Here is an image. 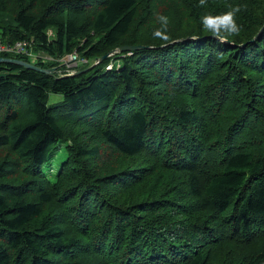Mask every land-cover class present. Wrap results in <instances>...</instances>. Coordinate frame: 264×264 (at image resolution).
I'll return each mask as SVG.
<instances>
[{
  "label": "trees",
  "instance_id": "16d2710c",
  "mask_svg": "<svg viewBox=\"0 0 264 264\" xmlns=\"http://www.w3.org/2000/svg\"><path fill=\"white\" fill-rule=\"evenodd\" d=\"M236 6L241 32L218 44L201 18ZM7 14L2 42L54 57L148 47L67 77L0 64V264H264V0H0ZM106 149L128 159L94 165Z\"/></svg>",
  "mask_w": 264,
  "mask_h": 264
},
{
  "label": "clouds",
  "instance_id": "9594fccd",
  "mask_svg": "<svg viewBox=\"0 0 264 264\" xmlns=\"http://www.w3.org/2000/svg\"><path fill=\"white\" fill-rule=\"evenodd\" d=\"M200 6H206L207 0H199ZM241 11V7L236 6L229 11L213 15L206 13L201 18V23L206 32H208L218 44L228 42L229 37L238 36L241 32V26L236 22V15ZM157 19L161 24L160 28L153 30V38L162 42H169L170 37L167 34L168 18L164 15L157 14ZM195 39V37H193Z\"/></svg>",
  "mask_w": 264,
  "mask_h": 264
},
{
  "label": "built area",
  "instance_id": "2783aa9c",
  "mask_svg": "<svg viewBox=\"0 0 264 264\" xmlns=\"http://www.w3.org/2000/svg\"><path fill=\"white\" fill-rule=\"evenodd\" d=\"M25 47H27V49ZM0 53L12 55L14 58H16L15 56H17V54L25 53L29 59L28 62L36 64V61L32 53V45L27 40H19L13 43L10 42L5 43L0 40ZM50 61L51 58L49 56L43 55L41 58V62H50ZM94 61L95 59L91 61L90 58L80 57L74 51L72 53L66 54L65 56H63V58L59 59L57 64L54 65L53 67L55 68L60 67L59 72L61 74L71 73L74 70H78L80 66ZM108 67H110V65H108Z\"/></svg>",
  "mask_w": 264,
  "mask_h": 264
},
{
  "label": "rangeland",
  "instance_id": "374dc122",
  "mask_svg": "<svg viewBox=\"0 0 264 264\" xmlns=\"http://www.w3.org/2000/svg\"><path fill=\"white\" fill-rule=\"evenodd\" d=\"M0 22H2L3 25L13 24L12 15H10V14L1 15ZM50 33H52V32H50ZM87 35L90 36V34H87ZM93 38H94V36H93ZM41 51L38 52V55L47 56V54H48L47 52H45L44 50H41ZM48 56L51 58L50 62H53L54 64H56L59 59L63 58V56H61V57H56V56L54 57L52 55H48ZM120 61H121V59L115 58L114 65L118 66L120 64ZM92 63H94V62H92ZM78 70H80V69H78ZM61 99H62L61 94L49 93L48 98H47V103L52 104V103H55ZM113 153H115L117 155V159H116V155ZM127 159L128 158L122 157V156L118 157V154L116 152H114L112 149H106V150H103L101 156L97 160H93L92 163L94 165H102L103 168L110 170V169L118 166L119 164L125 162ZM50 163L51 164L49 166L45 164L43 168H44L47 176H49V178H52L54 173L56 172V168H57L56 156L50 160Z\"/></svg>",
  "mask_w": 264,
  "mask_h": 264
},
{
  "label": "water",
  "instance_id": "95a60500",
  "mask_svg": "<svg viewBox=\"0 0 264 264\" xmlns=\"http://www.w3.org/2000/svg\"><path fill=\"white\" fill-rule=\"evenodd\" d=\"M260 32H261V30L253 38V40H255L258 37V35H260ZM241 46H242V44H241ZM146 47H148V46L147 45H140V44L139 45H121V46H118L116 48L111 49L109 52H107V53L103 54L102 56H100L98 59H96L94 61V63H92L87 68H84V69H81V70H74L71 73H63L62 75H64L65 77L74 76V75H76V74H78L80 72H85L86 70L92 68L95 64L99 63L103 59H105L108 56H111V55H113L115 53L130 52V51H133V50H138V49L146 48ZM1 63H12V64H15V65H18V66H21V67H24V68H29V69H32V70H35V71H38V72L45 73V74L50 75V76H54L55 72H56V68L55 67L44 68V67H42L40 65H37V64L31 63V62H28V61H25V60H22V59H18V58H10V57L1 56L0 57V64Z\"/></svg>",
  "mask_w": 264,
  "mask_h": 264
},
{
  "label": "bare ground",
  "instance_id": "6f19581e",
  "mask_svg": "<svg viewBox=\"0 0 264 264\" xmlns=\"http://www.w3.org/2000/svg\"><path fill=\"white\" fill-rule=\"evenodd\" d=\"M26 49H27V47H25ZM32 53H33V56H34V59H35V61L37 62L38 60H41V58H42V56L43 55H38V52H35V51H33V49H32ZM17 55H20V56H25V57H27V55L25 54V53H21V54H17ZM48 56V55H47ZM28 58V57H27Z\"/></svg>",
  "mask_w": 264,
  "mask_h": 264
}]
</instances>
